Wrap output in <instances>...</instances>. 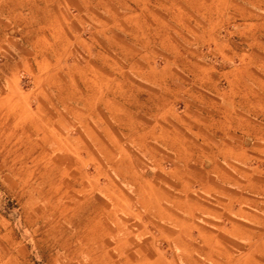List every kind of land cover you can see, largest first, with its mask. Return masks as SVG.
<instances>
[{
  "label": "crops",
  "instance_id": "crops-1",
  "mask_svg": "<svg viewBox=\"0 0 264 264\" xmlns=\"http://www.w3.org/2000/svg\"><path fill=\"white\" fill-rule=\"evenodd\" d=\"M218 2L0 0V168L53 164L133 223L96 235L120 264H264V0L235 2L238 42Z\"/></svg>",
  "mask_w": 264,
  "mask_h": 264
},
{
  "label": "rangeland",
  "instance_id": "rangeland-1",
  "mask_svg": "<svg viewBox=\"0 0 264 264\" xmlns=\"http://www.w3.org/2000/svg\"><path fill=\"white\" fill-rule=\"evenodd\" d=\"M235 2L249 8L253 4L249 0H225L226 14L220 32L222 36L234 37L238 42L249 36V30L245 29L246 25L238 24L240 19L233 17ZM213 4L217 6L218 0H213ZM239 26H242L243 35L237 33ZM241 47L250 49L244 43ZM18 75L25 89L31 87V74L21 70ZM106 159L109 158L98 156L104 169L110 164ZM20 160L18 158L16 162ZM28 160V165L11 164L8 157L4 167L0 168V264H120L124 258L109 246L106 238L97 237V232L107 229L109 224L130 231H135L136 226L128 221L112 223L105 217L100 218L94 211L102 209L100 201L94 198L83 201L75 197V190L66 187L68 174H51V169L47 168L53 164H33V158ZM94 171V163L83 165L82 181L86 187ZM10 183L24 186L11 188ZM123 190L136 210V192L128 188ZM131 239L133 244H137L136 237ZM123 255L136 259L131 256L135 253Z\"/></svg>",
  "mask_w": 264,
  "mask_h": 264
}]
</instances>
